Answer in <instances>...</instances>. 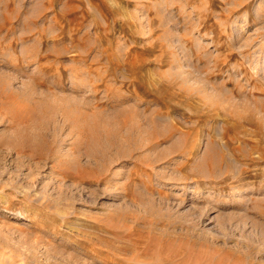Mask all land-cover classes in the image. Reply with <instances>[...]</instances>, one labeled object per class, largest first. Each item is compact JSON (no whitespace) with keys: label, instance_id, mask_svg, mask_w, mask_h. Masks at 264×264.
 <instances>
[{"label":"rangeland","instance_id":"obj_1","mask_svg":"<svg viewBox=\"0 0 264 264\" xmlns=\"http://www.w3.org/2000/svg\"><path fill=\"white\" fill-rule=\"evenodd\" d=\"M0 264H264V0H0Z\"/></svg>","mask_w":264,"mask_h":264}]
</instances>
